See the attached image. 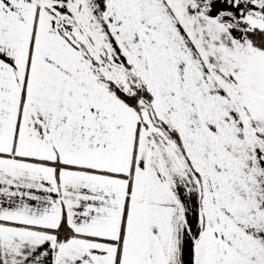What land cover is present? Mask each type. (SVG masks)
<instances>
[{
	"label": "snow or ice",
	"instance_id": "obj_1",
	"mask_svg": "<svg viewBox=\"0 0 264 264\" xmlns=\"http://www.w3.org/2000/svg\"><path fill=\"white\" fill-rule=\"evenodd\" d=\"M0 264H264V0H0Z\"/></svg>",
	"mask_w": 264,
	"mask_h": 264
}]
</instances>
